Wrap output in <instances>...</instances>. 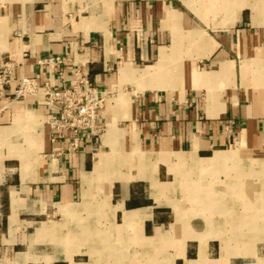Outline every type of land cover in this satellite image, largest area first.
Masks as SVG:
<instances>
[{
	"label": "crops",
	"instance_id": "obj_1",
	"mask_svg": "<svg viewBox=\"0 0 264 264\" xmlns=\"http://www.w3.org/2000/svg\"><path fill=\"white\" fill-rule=\"evenodd\" d=\"M3 56L105 128L0 99V264H264V0H0Z\"/></svg>",
	"mask_w": 264,
	"mask_h": 264
},
{
	"label": "built area",
	"instance_id": "obj_2",
	"mask_svg": "<svg viewBox=\"0 0 264 264\" xmlns=\"http://www.w3.org/2000/svg\"><path fill=\"white\" fill-rule=\"evenodd\" d=\"M64 58L55 56L45 59L47 64L62 63ZM75 76L70 82L56 86L49 80L39 84L34 78L14 76V61L0 57V99L15 102L31 98L48 109L45 123L51 130L52 140L70 138L71 148L89 138H97L105 128L101 112L105 95L90 82L86 73L73 69ZM58 148H54L57 153Z\"/></svg>",
	"mask_w": 264,
	"mask_h": 264
}]
</instances>
